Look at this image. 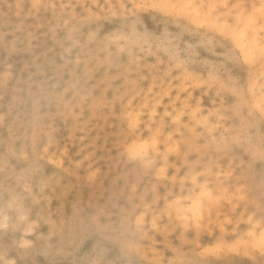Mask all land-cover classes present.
I'll return each mask as SVG.
<instances>
[{
  "label": "snow or ice",
  "instance_id": "1",
  "mask_svg": "<svg viewBox=\"0 0 264 264\" xmlns=\"http://www.w3.org/2000/svg\"><path fill=\"white\" fill-rule=\"evenodd\" d=\"M15 7L29 15L57 7L72 9V14L64 22L69 45L66 56L78 57L82 48L102 45L105 52L112 53L117 63H133L132 54L143 49L147 42L157 39L159 29L149 33L143 25L146 16L153 17L164 27L159 35L170 37L175 34L185 52L193 51V45L183 42L192 40L196 49H205L211 54L213 62L206 64L207 80L203 86L216 92L215 103L221 107L214 115L233 125L230 130H224L223 124H217L212 132L207 131L208 125L203 129L196 125L187 133L179 131L177 139V135L165 136V132L168 127L188 129V125L183 123L188 116L165 110L159 117V127L154 125L153 135L144 140L136 136L141 126L140 115L128 112L124 117L128 136L123 147L130 166L138 173L136 182L126 185L128 195L121 201L118 212L113 211L109 215L107 209L98 210L91 217V227L101 237L97 240L95 255L101 258L78 259L74 264H218V257L241 253L253 256L247 264H264V0L258 3L133 0L128 4L106 5L112 11L105 15L96 14L101 10L99 4L56 5L35 0L30 5L17 4ZM170 28L173 32L168 31ZM14 36L15 33L10 35L6 32L0 44L9 54L16 47ZM133 37L140 39L133 40ZM77 38L82 43H75ZM155 55L159 59L162 53L158 51ZM167 55L174 53L170 49ZM176 60L178 66L175 71L186 75L184 63L179 57ZM257 65L261 69L258 75L252 71ZM3 80L7 86V72ZM192 123L194 121L189 119V124ZM211 136L222 138L221 143L225 146L221 151L241 152L244 163L237 168L240 178L236 184L247 185L255 176L258 188L251 191L236 189L240 194L229 196L227 191L210 187L208 172L199 162L200 150L194 145ZM43 146V138L21 137L10 130L8 138L0 144V164L7 173L26 164ZM169 157L178 163L181 159L183 162L177 168L176 164L170 163ZM32 176H43L39 161L30 178ZM148 177H152V182L145 184ZM40 195L35 183L22 192L20 184L15 181L0 194L3 204L0 230H3L5 240L0 264H72L57 258L66 250L53 242L58 233L51 221H48L50 231L47 235L28 237L30 230L41 231L35 228L33 220H39L41 224L46 221V204L36 200ZM234 199L244 209V228L247 229L244 235L247 239L237 233L232 237L233 243L226 244L221 238L215 245L200 250L202 258L188 259L186 249L192 247L188 237H192L194 242L205 219L210 220L216 209L231 204ZM166 221L169 222L168 227L175 225L179 237L164 247L171 259L167 256L161 259L158 252L152 251L160 247L154 238L167 235L159 231V226ZM22 231L28 238L18 245L11 238L19 236ZM113 246L135 258L120 261L103 259ZM146 250L152 259L141 258ZM37 251L48 258L44 261L33 259ZM10 256H16V259H9Z\"/></svg>",
  "mask_w": 264,
  "mask_h": 264
},
{
  "label": "rangeland",
  "instance_id": "2",
  "mask_svg": "<svg viewBox=\"0 0 264 264\" xmlns=\"http://www.w3.org/2000/svg\"><path fill=\"white\" fill-rule=\"evenodd\" d=\"M7 7L5 15L0 14V42L3 41L4 34L12 32L20 24H30L24 32H27L34 42L31 51H27L21 42L16 43L15 50L9 54L8 63L4 66L5 69L12 68L13 66L20 65L22 69H27L26 75L30 81L26 79L27 84H31L36 90H39L42 99L47 101L46 105L39 111H42L43 118H40L36 125L37 128L49 137V143L44 144L41 153H49L54 160L51 163L58 166L68 165L73 173L79 175L83 184H87L89 191L91 190L89 198L85 201L86 207H92L94 213L98 210H109V215L113 211H119L121 201L127 197L128 191L126 185L135 183L137 175L131 177V171L124 166L120 160L113 158V153L120 142H122L128 135L125 122V115L128 112L138 113L141 117L140 131H148L151 122L159 117H162L165 110H172L175 103H182L183 113L188 116L184 119L183 123L188 125V129H178L168 127L165 136L177 135L179 131L186 133L196 125H200L203 129L204 125H208V132H212L217 124H223L224 130H230L233 125L219 120L218 116L214 114L220 109V105L215 103L216 92L209 87H204L207 76H205L206 64L210 65L213 62L211 54L205 49H196L192 40H185L183 44L193 45V51L185 52L181 46V41L172 36H160L159 33L164 31V27L158 20L153 19L151 16H146L143 19L145 29L151 33L156 32L157 39L155 41L147 42L143 49H139L132 54L133 63H117L112 53L105 52L102 45H96L91 48H82L80 55L72 56L69 58L66 54H62L63 40L67 37L68 33L64 28V22L68 20L72 14V9L53 8L47 9L40 14L29 15L23 9H17L15 5H30L35 0H6ZM42 3L56 4V5H78L87 4L89 6L94 4L101 5L100 12L97 15L110 14L111 9L106 8V5H114L118 3H131L133 0H40ZM151 2V0H149ZM219 2L229 3H255V0H219ZM93 11H96L93 9ZM48 20V22H47ZM169 32H173L170 28ZM22 32L17 33L20 37ZM21 39V38H20ZM139 37H133V40H139ZM210 39V38H208ZM75 43L80 44L82 41L76 39ZM172 50L174 55L169 56L167 53ZM141 51L143 56H141ZM162 53L160 58H156L157 52ZM43 54V55H42ZM29 55V60H26ZM47 56L48 61L42 59ZM176 57L180 58L185 65L187 74L184 75L176 72L178 66ZM91 64L96 70L97 81H101L100 85L107 88L105 78H111V87L114 90H128L124 95H121L117 102L105 103L102 106L96 107L95 101L98 100L100 92L95 88L94 76L87 73V67ZM123 64V66H122ZM120 65L122 66V70ZM31 69V70H30ZM103 69L101 74L98 71ZM34 70L32 75L30 71ZM260 65H257L252 71L259 74ZM126 72L128 78L133 82V79L138 80V87L130 90L128 85L125 84ZM9 74V82L13 76ZM19 72V71H18ZM175 72V74H173ZM45 75V76H44ZM184 75V79L181 76ZM60 77L69 79L74 78L76 86L71 83L66 88H72L73 92L79 93V101L71 98L69 101H62L60 86ZM66 83V80H64ZM72 82V81H71ZM67 90V91H68ZM72 93L71 90H69ZM26 103L34 108L38 106L36 99L33 95L25 93ZM106 98H108L105 95ZM177 100L179 102H177ZM17 110V108H14ZM151 110H156L154 119ZM82 116L83 120L78 123L75 120L70 121L68 116L73 115ZM103 118V123L101 118ZM123 118V121L117 123L115 120ZM189 119L194 123L189 124ZM172 121H170L171 125ZM70 129L76 133L75 136L70 137ZM173 131H170V130ZM259 135V127H257V136ZM34 136L33 132H29L25 137L31 138ZM221 137L211 136L206 138L202 143H196L194 146L198 149L208 150L209 153H214L217 159L212 162L211 167V183L213 189L223 188L227 191L229 196L235 194L238 196L240 193L236 189L247 188L249 191L253 188H258V179L253 176L247 185H237L236 180L240 178V173L237 168L244 163L240 151L225 152L221 151L225 145L221 143ZM201 151V149H200ZM202 152V151H201ZM35 155L28 160L26 164L20 167H15L12 170L5 172L2 164H0V180H4L7 185L13 184L14 179L21 175L20 173H27L25 177V185L27 188H32L35 183L38 186L40 196L36 197L37 202L44 201L47 208L46 221L41 224L39 220L33 222L35 229L28 232V237L35 235L39 238L41 235H47L50 231L48 221H51L52 226L56 228L57 236L53 238V242L61 244L66 250L64 255L57 258L74 262L78 259H100L95 255V246L98 238L93 234L91 226L81 227L80 223L75 217L65 218V211L57 206L58 200L61 201L54 191H50L48 196H44V187L46 186L47 175L50 172L51 165L49 163H41L39 156ZM122 158L129 163L125 153L121 154ZM200 163L204 164V168L209 165V159L203 154H200ZM60 157H63L61 159ZM61 159V160H60ZM170 163L176 164L177 168L180 163L176 159L169 157ZM43 172L42 177L31 176V172L37 166ZM67 162L63 164V162ZM213 165L215 168L213 170ZM130 167V163L128 164ZM80 167L85 168L87 174L93 172L95 177L93 180H88L87 176L83 175ZM131 169H135L133 166ZM23 170V171H22ZM231 173V174H230ZM91 178V177H90ZM34 180V181H33ZM29 181V182H28ZM27 182V183H26ZM152 177L144 180L145 184L151 183ZM215 183V184H214ZM218 184V186H217ZM217 187H216V186ZM210 186V187H211ZM215 187V188H214ZM218 190V189H216ZM141 191H143L141 189ZM62 204L66 203L68 207L72 205V199L68 202L66 198L61 201ZM244 209L239 207L238 202L234 199L231 204H225L214 211L210 220L205 219L203 227L198 236L193 242L192 237H188V243L192 245L191 249H186L188 252V259H200V250L215 245L221 238L226 244H232V237L240 234L241 238L247 239L244 235L247 229L244 228L245 218L243 216ZM169 222L159 226L160 233H167L166 236L161 235L154 238L155 243L160 245L156 251L160 254V258L165 256L171 259L170 254L165 253L164 247L169 241L178 240V234L175 232V225L168 227ZM25 237L24 232H20L19 236H13L11 239L18 245L23 244ZM3 230H0V256H3L4 247ZM34 256V257H33ZM32 258L38 261H44L48 257L40 254L39 251ZM235 254H225L216 258L218 264H235L228 263L226 260L234 258ZM11 257V256H10ZM247 255V264L250 261ZM108 261L128 260L131 257L126 252H121L118 248L113 246L104 257ZM144 259H152L146 250L142 257Z\"/></svg>",
  "mask_w": 264,
  "mask_h": 264
},
{
  "label": "bare ground",
  "instance_id": "3",
  "mask_svg": "<svg viewBox=\"0 0 264 264\" xmlns=\"http://www.w3.org/2000/svg\"><path fill=\"white\" fill-rule=\"evenodd\" d=\"M7 1L6 0H0V14L5 15L6 13V7H7ZM259 0H255V3H258ZM48 22V20H47ZM31 23H33V20H31ZM30 23V24H31ZM30 24H20L16 29L12 30V32H9L11 35L12 33H15V36L13 39L17 42H21L23 46H25V49L27 51H31L32 47L35 45L34 42H32V39L30 38V35L27 32H24L27 26ZM22 32L20 37L17 35V33ZM21 38V39H20ZM67 38V37H66ZM63 40V50L62 54L66 53L67 48L69 47L67 43V39ZM3 41L0 42L2 44ZM43 55V54H42ZM9 59V54L4 51L2 47H0V144H3V142L8 138L10 130L12 132L17 133L21 137H25L29 132H33L35 137L38 138H43L44 144L49 143V137L46 136L43 132H41L37 128V121L40 118H43V114L41 110L47 103V101L42 99V96L39 92V90H36L35 87L32 86V83L27 84L26 79L30 81V78L26 75V69H27V61L26 63V68L22 69L20 65L13 66L12 68L5 69L4 66L8 63ZM42 59L44 61H48L49 59L47 56H43ZM26 60H29V55ZM123 66V64H122ZM122 66L120 65L122 70ZM31 70V69H30ZM96 70L91 64L87 67V73H89L90 76H94L95 79V84L97 87L95 88L96 90H99L100 92H104L106 90L105 95L108 97L106 98L104 94H100L99 98L97 101H95L94 105L96 107L102 106L105 103L109 102H117L121 95H124L128 90H114L111 87V78H105L107 83V88L105 89L103 85H100L101 81H97V75H96ZM15 72V75L13 76L12 80L10 83L5 86L3 76L5 72L8 73V75H12L13 72ZM19 71V72H18ZM103 72V69H100L98 71V74H101ZM12 73V74H11ZM30 73L33 75L34 70L30 71ZM124 74L126 72L123 71ZM45 76V75H44ZM125 77V84L128 85L129 89L132 91H135L133 89L137 88L138 85V80L133 79V82L130 78H128V75L126 74ZM66 80V83L64 82ZM72 81V82H71ZM71 83L76 86L74 78H70V82L68 78L65 77H60V86H61V91L63 92L64 96L61 95L62 101H69L71 98H74L78 102L79 99V93L73 92L72 88H69V90L72 91V93L69 92V90L66 88L69 86ZM68 90V91H67ZM25 93H29L33 95L36 99V103L38 106H35L34 108L30 107L26 101L25 97L23 96ZM177 102H179L177 100ZM185 103H175L174 106L172 107V110L170 111L169 109L167 112H177V113H183L184 111V105ZM14 108H17L14 109ZM156 110H151V113L155 112ZM152 115V119H154V115ZM82 116L79 117V115H73L68 116V119L70 121L75 120L78 123L83 120L84 118H81ZM101 121L103 120L102 117ZM117 123H120L123 121V118H118L115 120ZM103 123V121H102ZM159 120L154 119L150 124V127L148 131L145 133V131H138L136 132L137 138H143L144 140H148L150 136L153 135L155 128L154 125L159 127ZM168 124L170 125V120L168 121ZM140 128V127H139ZM170 130V129H169ZM173 131V130H170ZM76 133L73 129H70L69 136H75ZM128 136V135H127ZM127 136L125 139L118 144L116 147V150L113 153V158L116 160H120L122 163H124V166L131 171V177L135 175H138L136 169H131L132 166H128V162H126L121 154L125 153L123 145L125 144V141L127 139ZM200 154L203 153L208 159H209V165L204 168L205 171L208 172V183L211 182V165L212 162H214L217 159L216 154L214 153H209L208 150H202L200 148ZM199 149V150H200ZM39 152H36L35 155H38ZM40 160L42 161L41 163H49L51 165L50 167V172L47 175V183L46 186L44 187V196H48L50 191H54V194L56 193L57 197L62 201L64 198H66V201L68 202L69 200L71 201L72 199V205L70 207L67 206L66 203L62 204L61 201L58 200L57 206L61 207L65 211V218H71L75 217L78 222L80 223L81 227L84 226H91L90 221L91 217L95 215L94 209L90 207L89 209L86 207L87 205L85 204V201L87 198H89L91 190L89 191V187L87 184H83L79 178V175L73 173V171L69 168L68 165H61L58 166L56 164L51 163L54 158L49 154V153H41L38 155ZM63 159V157H60ZM60 159V160H61ZM170 161V160H169ZM69 162V161H67ZM66 161L63 162V164L67 163ZM183 160L181 159V163ZM80 171L83 172L84 176H87L89 179L88 180H93L92 177H95V174L93 172H90L87 174V170L85 168L80 167ZM23 171V170H22ZM18 177L14 179L15 182H18L21 187V191L23 192V189L27 187L25 185V177L27 173H20ZM91 177V178H90ZM34 181V180H33ZM29 182V181H28ZM27 183V182H26ZM211 184V183H209ZM215 184V183H214ZM7 186L6 182L4 180H0V194H2L3 189ZM211 186V185H210ZM213 186V185H212ZM211 186V188H212ZM216 186V185H215ZM218 186V184H217ZM216 186V187H217ZM215 188V187H214ZM223 192V188L219 186V188H215ZM24 195H28V193H24ZM3 204L2 201H0V209H2ZM33 222H36L33 220ZM92 228V227H91ZM94 232L93 234L100 239L101 237L92 229ZM247 231V230H246ZM251 255V254H250ZM34 257V256H33ZM246 257L247 255H244L241 253L240 255H236L234 258H230L226 260L228 263H235V264H243L246 262ZM9 259H16V256H11ZM249 259H253V256L249 257ZM218 262H224L222 260H219Z\"/></svg>",
  "mask_w": 264,
  "mask_h": 264
}]
</instances>
